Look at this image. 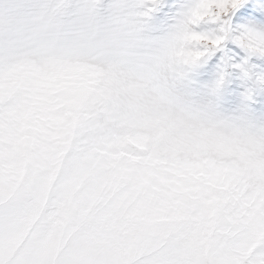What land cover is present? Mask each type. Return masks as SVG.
Segmentation results:
<instances>
[{
	"label": "clouds",
	"instance_id": "clouds-1",
	"mask_svg": "<svg viewBox=\"0 0 264 264\" xmlns=\"http://www.w3.org/2000/svg\"><path fill=\"white\" fill-rule=\"evenodd\" d=\"M0 264H264V0H0Z\"/></svg>",
	"mask_w": 264,
	"mask_h": 264
},
{
	"label": "rangeland",
	"instance_id": "rangeland-1",
	"mask_svg": "<svg viewBox=\"0 0 264 264\" xmlns=\"http://www.w3.org/2000/svg\"><path fill=\"white\" fill-rule=\"evenodd\" d=\"M250 10V9H249Z\"/></svg>",
	"mask_w": 264,
	"mask_h": 264
}]
</instances>
